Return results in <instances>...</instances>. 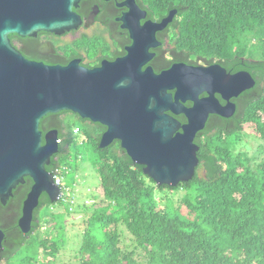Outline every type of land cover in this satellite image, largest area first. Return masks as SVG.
Segmentation results:
<instances>
[{"label": "trees", "instance_id": "1", "mask_svg": "<svg viewBox=\"0 0 264 264\" xmlns=\"http://www.w3.org/2000/svg\"><path fill=\"white\" fill-rule=\"evenodd\" d=\"M154 6L163 10L160 16L169 9L181 16L173 39L182 61L245 70L255 84L234 100L231 117L212 119L196 134L194 176L175 187L158 185L145 175L118 140L100 148L105 130L100 123L66 110L44 116L40 129L53 120L59 139L46 169H57L63 177L70 148L80 141L87 144L85 153L100 177L104 203L89 209L75 264H264V154L252 160L237 149L247 124L264 153V0H154ZM175 117L185 120L181 114ZM31 185L26 177L14 190L16 196H26ZM71 185H59L62 196L55 202L41 195L30 232L4 249L7 264H53L64 247L65 229L50 217L39 220L38 209L58 202L67 215L80 211ZM89 198L84 205L93 202ZM43 226L49 229L46 235H41Z\"/></svg>", "mask_w": 264, "mask_h": 264}, {"label": "water", "instance_id": "2", "mask_svg": "<svg viewBox=\"0 0 264 264\" xmlns=\"http://www.w3.org/2000/svg\"><path fill=\"white\" fill-rule=\"evenodd\" d=\"M79 1L0 0V201L6 203L25 177L32 180L18 220L25 234L41 195L55 202L60 190L46 169L59 149L58 130L40 129L47 114L66 110L100 123L105 127L100 148L118 140L145 175L175 187L194 176L199 163L194 138L209 115L231 117L236 105L230 99L255 84L249 72L230 73L218 63H174L159 73L150 66L142 69L151 58L147 46L160 44L155 31L166 27L175 10L146 34L138 29L126 56L91 69L76 62L49 66L30 61L11 45L10 33L60 34L75 27L80 20L73 9ZM180 114L183 122L175 117ZM2 236L0 230V250Z\"/></svg>", "mask_w": 264, "mask_h": 264}, {"label": "flooded vegetation", "instance_id": "3", "mask_svg": "<svg viewBox=\"0 0 264 264\" xmlns=\"http://www.w3.org/2000/svg\"><path fill=\"white\" fill-rule=\"evenodd\" d=\"M73 10L80 20L75 27L60 34L38 31L34 35L20 36L10 33L8 37L11 45L30 61L49 66H66L76 62L79 66L91 69L99 67L103 61L111 62L126 56L138 29L146 34L154 23H159L170 11L175 10L166 27L155 31V38L160 44L147 46L151 58L142 69L150 66L155 73H159L174 63L202 66L216 63H187L180 59L183 55L177 51L173 36L181 16L176 9H169L160 16L163 10L154 6V0H80ZM206 95L202 93L200 97ZM215 97L219 103L226 104L219 93H215ZM237 97L232 98V101ZM218 117L221 116L209 115L207 123ZM53 126V120H46V126L41 130L45 133ZM47 166L51 167V163ZM15 191L6 203L0 201V230L3 232L0 264H7L8 261L4 249L16 244L21 238L20 234H24L18 220L26 196L18 198Z\"/></svg>", "mask_w": 264, "mask_h": 264}, {"label": "rangeland", "instance_id": "4", "mask_svg": "<svg viewBox=\"0 0 264 264\" xmlns=\"http://www.w3.org/2000/svg\"><path fill=\"white\" fill-rule=\"evenodd\" d=\"M197 62L203 63V61L201 60L196 61V63ZM67 116V114H64V118ZM62 117L63 115L59 116V118ZM242 130V139L240 144H238L237 149L245 153L250 159L254 157H261L264 153H262L261 151L262 148L260 146V139L258 138L257 134H255L251 127L247 124L243 127ZM86 148L87 144H80V141L76 146H72L70 148V162L69 165L66 166V173L63 175V180L66 184H71V181L73 179V185L75 186V189L70 191L71 195L83 196V199L82 197H79L78 200L75 199L77 202H80L79 205L81 204L82 209L80 211L77 210L67 215L64 213L63 207L58 202L53 203L51 206L45 205L38 209L39 220L44 219L45 217H50L54 221H59L64 226L63 229H65L64 234L66 238L64 239V247L61 249L60 253L57 254L56 258L53 261V264L76 263L74 253L80 244L82 230L85 227V221L88 217V214L90 213L89 209L93 207V205L104 203L102 201L103 199H101L100 196L102 195L100 177L98 176L96 168L92 163V158L89 154L87 156L85 153ZM76 153H78V157L76 160H74V156ZM201 172L202 171H200V173ZM93 196L99 197L93 199ZM88 197L93 199V202L87 204L86 206L84 205L85 203L83 204V202ZM176 199L177 198H175V201ZM180 212L192 218V215H189L187 209L184 206H180ZM48 231L49 229L45 228L43 231H41V235H46ZM40 256L42 255L40 254Z\"/></svg>", "mask_w": 264, "mask_h": 264}, {"label": "clouds", "instance_id": "5", "mask_svg": "<svg viewBox=\"0 0 264 264\" xmlns=\"http://www.w3.org/2000/svg\"><path fill=\"white\" fill-rule=\"evenodd\" d=\"M214 63V62H213ZM186 64V63H185ZM240 71V70H239ZM245 71V70H244ZM228 72V71H227ZM237 72V71H236ZM230 73H233V72H230ZM251 75V74H250ZM246 91V90H245ZM244 92V91H243ZM240 95V94H239ZM238 95V96H239ZM235 98V97H234ZM230 101H232V98L230 99ZM233 103H235L234 101H232ZM235 105H236V103H235ZM236 107V106H235ZM235 110H236V108H235ZM211 115V114H210ZM221 118H223V117H221ZM229 118V117H228ZM208 119V118H207ZM207 123V122H206ZM206 126V125H205ZM78 129V128H77ZM80 131H79V129H78V132H75V129H74V133H79ZM58 141H59V139H58ZM58 170L56 169L55 171H54V173H52L53 174V181H54V176L56 175V172H57ZM51 172V171H50ZM61 182H62V184H60L61 186H63V185H66L65 184V182H64V180H63V177H61ZM55 183V182H54ZM58 187H59V195H58V199L60 198V195H61V193H62V188H61V186H59V185H57ZM30 190V189H29ZM69 196V192L67 193V197ZM77 197V196H76ZM57 199V200H58ZM35 211V210H34ZM32 228V227H31ZM42 229H45V227L43 226V228ZM30 232V231H29ZM28 232V233H29ZM27 233V234H28ZM25 234V233H24ZM2 250V249H1Z\"/></svg>", "mask_w": 264, "mask_h": 264}, {"label": "built area", "instance_id": "6", "mask_svg": "<svg viewBox=\"0 0 264 264\" xmlns=\"http://www.w3.org/2000/svg\"><path fill=\"white\" fill-rule=\"evenodd\" d=\"M75 132H78V129L77 128H75ZM62 180H61V177H58L57 175H55L54 176V182H55V184L56 185H60V184H62V182H61ZM62 194V193H61ZM62 195H60V197H61ZM66 200H67V198H66Z\"/></svg>", "mask_w": 264, "mask_h": 264}, {"label": "crops", "instance_id": "7", "mask_svg": "<svg viewBox=\"0 0 264 264\" xmlns=\"http://www.w3.org/2000/svg\"><path fill=\"white\" fill-rule=\"evenodd\" d=\"M66 184V183H65ZM72 185L70 186L72 189H75V186L73 185V183H71ZM81 197V196H77V199Z\"/></svg>", "mask_w": 264, "mask_h": 264}]
</instances>
